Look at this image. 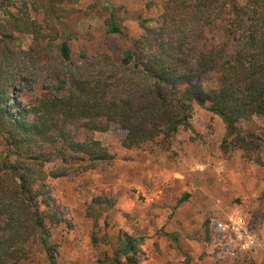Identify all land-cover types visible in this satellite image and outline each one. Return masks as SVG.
<instances>
[{"label":"trees","instance_id":"trees-1","mask_svg":"<svg viewBox=\"0 0 264 264\" xmlns=\"http://www.w3.org/2000/svg\"><path fill=\"white\" fill-rule=\"evenodd\" d=\"M78 2L0 0V264L27 263L35 252L59 264L51 228L63 219L50 206L48 180L113 162L93 132L117 126L128 150L170 151L191 128L194 108L209 105L225 125L222 151L264 166V138L239 126L264 120V0H165L154 35L144 33L119 55L94 49L75 64L74 20L63 13ZM96 3L107 12L105 36L126 37L117 10ZM18 35L32 44L25 49ZM26 61L49 69L51 86L34 101L12 80ZM112 206L98 197L89 214L98 218ZM143 242L123 233L97 263L141 264Z\"/></svg>","mask_w":264,"mask_h":264},{"label":"rangeland","instance_id":"rangeland-1","mask_svg":"<svg viewBox=\"0 0 264 264\" xmlns=\"http://www.w3.org/2000/svg\"><path fill=\"white\" fill-rule=\"evenodd\" d=\"M101 1L117 10L127 36H105L107 12L96 0L66 6L63 17L74 20L70 46L75 64L94 49L105 47L119 55L144 33L154 35L165 0ZM148 19L154 22L145 23ZM18 38L25 49L32 44L28 36ZM48 77V68L26 61L12 80L21 86L24 100L34 101L51 86ZM208 107L194 108L191 128L178 134L170 151L155 146L128 150L122 144L125 132L117 126L91 133L113 162L48 180L50 206L63 219L51 228L59 264H98L114 253L123 233L144 238L141 264H264V166L246 161L241 151H222L225 125ZM239 126L264 138L261 118ZM84 137L81 132L79 139ZM98 197L114 206L96 218L89 208ZM22 264L49 262L35 252Z\"/></svg>","mask_w":264,"mask_h":264}]
</instances>
